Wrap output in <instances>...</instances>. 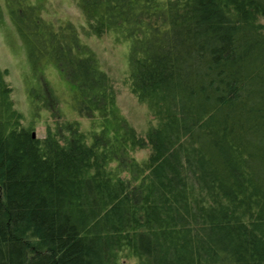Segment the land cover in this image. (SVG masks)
<instances>
[{
	"label": "trees",
	"instance_id": "1",
	"mask_svg": "<svg viewBox=\"0 0 264 264\" xmlns=\"http://www.w3.org/2000/svg\"><path fill=\"white\" fill-rule=\"evenodd\" d=\"M4 2L32 104H58L39 73L51 61L92 127L32 136L0 67V264H264V0H75L81 31ZM81 32L127 45L146 135Z\"/></svg>",
	"mask_w": 264,
	"mask_h": 264
},
{
	"label": "rangeland",
	"instance_id": "2",
	"mask_svg": "<svg viewBox=\"0 0 264 264\" xmlns=\"http://www.w3.org/2000/svg\"><path fill=\"white\" fill-rule=\"evenodd\" d=\"M42 6V17L61 24L69 21L79 31L84 26V18L75 0H32ZM83 41L94 51L100 68L109 77L116 92V104L122 116L140 136L155 125V120L144 103H141L130 90L127 66V45L118 42L112 34L101 37L81 32ZM25 47L12 24L4 0H0V67L6 70V82L11 89V98L15 110L21 116V125L32 132V136L43 138L48 132H54L56 126H65L67 122L76 123L80 130L87 132L92 127L91 117L79 115L71 107V86L51 61L40 62L44 82L55 94L58 104L47 108L43 100L32 104L28 97V88L37 86L27 60ZM43 72V73H42ZM62 129V128H61ZM148 149L138 150L136 158L146 156ZM122 264H135L133 259H124Z\"/></svg>",
	"mask_w": 264,
	"mask_h": 264
}]
</instances>
